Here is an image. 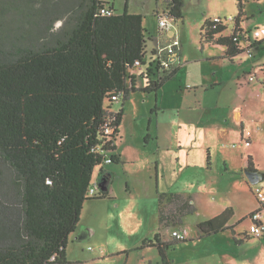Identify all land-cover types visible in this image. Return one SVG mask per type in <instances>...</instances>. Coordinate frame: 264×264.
<instances>
[{"label": "trees", "instance_id": "trees-1", "mask_svg": "<svg viewBox=\"0 0 264 264\" xmlns=\"http://www.w3.org/2000/svg\"><path fill=\"white\" fill-rule=\"evenodd\" d=\"M60 1L48 0V5ZM25 2L35 14L34 26L42 31L33 42L27 34L3 31L5 10L0 0V264H67L70 236L79 225L85 202L109 196L114 173L104 166L106 157L120 161V153L114 151L124 108L113 110L111 104L125 103L134 91H158L178 73L180 64L176 61L164 68L158 46L146 62L151 36L143 15L128 8L117 13L103 0H66L61 13L69 11L75 22L48 38L49 25L43 22L49 17L60 21L61 13L38 20L47 0ZM238 4L230 34H225L228 23L211 18L203 28L202 39L226 46L228 58L245 51L243 39L252 33L240 24L245 5L243 0ZM183 5V0H168L166 9L157 10V15L182 18ZM107 8L113 13L102 11ZM236 36L242 40H235ZM180 47H176L179 59ZM138 67L145 83L142 87L136 85ZM119 91L123 95L115 99ZM248 168L255 169L252 156ZM94 186L101 190L91 195ZM253 193L256 196L254 189ZM256 199L264 208V202ZM166 201L178 206L179 215L172 224L182 223L184 216L197 211L192 197L179 192L161 193L160 206ZM257 210L262 212L258 207L252 213ZM233 215V208L227 207L199 222L198 228L207 235L219 233L229 228ZM165 219L160 207L161 223ZM187 240L185 235L164 241L156 233L141 246L157 247L160 264H174L170 247Z\"/></svg>", "mask_w": 264, "mask_h": 264}, {"label": "rangeland", "instance_id": "rangeland-1", "mask_svg": "<svg viewBox=\"0 0 264 264\" xmlns=\"http://www.w3.org/2000/svg\"><path fill=\"white\" fill-rule=\"evenodd\" d=\"M54 1L56 2V0ZM103 1L113 5L117 13L128 8L131 13L143 15V25L147 30V35L151 36L147 44L146 62L150 60L153 48L161 45L168 46L174 38L179 40L183 53L180 56L181 61L178 60L177 64H180L181 67L178 74L160 90L159 105L167 107V111L177 107L189 105L198 107L199 105L200 107L191 112L194 117L192 118L197 120L199 116L202 117V123L198 127L202 130L205 126L203 122L208 116L213 117L212 123L217 126H215L216 130H211L208 133L212 136L209 145L212 144L213 147L220 145L219 148L222 146L218 142L224 138L221 137L220 131L229 125L225 117L232 116L229 126L238 125V132L242 133V123L235 121L234 117L235 108L240 109L244 114L246 139L237 144V139L232 136V139H235V146L232 145L234 141L231 139L229 142H225L229 144L227 147L236 151L242 149L238 145L244 146L240 153L237 151L238 157L232 156L231 159L233 163L239 164L241 153L246 158L245 152L249 151L255 157L258 165L264 169V88L261 83L264 81V65L258 69L263 73H259L256 67L257 63H262L261 61L264 60V37L262 38L263 44L259 49L255 47L252 50V55H249V51L246 50L236 55L234 61L224 59L225 50L220 44L206 41L205 38L202 39L203 28L210 18L225 19L237 16L239 0H183L184 16L176 19H172L170 15L162 17L157 15V10L163 12L166 9L168 0ZM243 2L245 5V16L243 17L247 20L245 26L247 28L252 26V33L249 34L255 38L254 32L264 27V0H243ZM65 3L66 0H62L58 4L48 5L47 0V4L42 6V10L39 11L42 15H37V19L63 12ZM25 4V0H15V2L1 0V8L5 10L2 15L3 31H8L11 34H27L29 35L28 41L33 42L42 31L38 26H34L37 24L34 21L35 14L31 13L28 9L29 6ZM57 17L63 19L52 22L54 18L49 17L43 22L45 25H49L46 33L48 38L63 29L71 28L75 22L73 14L69 11L61 13ZM161 18L168 22V27L160 28ZM70 20L71 22H69ZM234 24V21H228L225 34L232 32ZM55 37L56 35L53 38ZM43 38L44 36L39 40H43ZM253 66L255 67L252 68ZM251 70L254 73L257 71L260 77L257 78L255 75L254 78H249ZM136 72H141V69ZM143 81L139 75L138 84H144ZM204 81L206 85L202 86ZM213 81H217V83L210 86ZM156 104L157 99L154 93L142 91L132 93L125 103L124 100H119L111 104L115 110L124 108L117 144L125 163L113 161L104 164L109 167H113V163L114 165L119 164L112 168V170L116 168L118 171H113L115 176L112 181L116 199L93 198L85 202L78 231L70 236L67 254L70 262L67 264H148L149 260H153L155 263L157 260H161L157 247L145 248L143 253L141 250L132 251L129 258L128 253H117L115 249L133 247L145 236H152L153 233L150 230L156 229L157 231L158 228V230L164 231L166 226L174 229L173 231L189 233V237L193 238L195 236L193 231H196L198 221L205 220L215 214L214 212L219 209L221 204H229L232 201L235 202L236 217L248 212L253 206L260 207L264 215V208L261 207L254 193L250 191V187L244 190L238 198L229 193L226 187H223L224 179L221 175L229 177L231 173L224 170L221 157L216 154V149L213 148V174L206 173L205 170L200 169L201 167H195V170L198 175L209 176L206 179L209 185L212 181L219 184L205 189L206 194L201 195L197 202V211L184 216L183 222L180 224H172L177 218L176 216L179 215L177 203L166 201L161 204L160 207H162L166 219L160 225L158 215L160 192L179 189L176 182L177 180L182 182V179L165 171L159 177L161 184L158 187L155 172L157 152L162 157L165 156V152L158 151L156 143L148 136L150 132H156V115L155 111H152ZM206 106L211 114L201 112ZM185 113L186 111L181 113L180 117L185 119ZM151 118H153L152 129H149ZM241 136L242 134L238 138L239 140L242 139ZM250 136L251 140L248 138ZM151 155L153 159H150ZM217 155L219 156L218 160ZM205 160L208 161L207 155ZM150 167L153 178L149 177ZM258 184L264 188V179ZM128 185L130 189L125 195ZM99 190H101L100 187ZM155 216H157L156 219ZM250 223L251 219L247 216L236 223L237 227L235 228L229 227L217 234L203 236L194 243L188 240V243L182 244L183 241L173 245L169 249V254L173 258L174 264H264V236L259 238L250 233ZM80 234L84 237L78 239L76 236ZM144 255H146L145 258ZM77 258H80V261Z\"/></svg>", "mask_w": 264, "mask_h": 264}, {"label": "crops", "instance_id": "crops-1", "mask_svg": "<svg viewBox=\"0 0 264 264\" xmlns=\"http://www.w3.org/2000/svg\"><path fill=\"white\" fill-rule=\"evenodd\" d=\"M246 21L247 20L245 19V17H242V19L240 20L241 26L245 29H250V30L253 29L252 26H249L248 28L245 26ZM262 44H263V40L260 43H258V46H256V48L259 49ZM220 45L224 48V50L227 49L226 46H224L222 44H220ZM236 57L237 56H235L233 58H228L226 56V54L224 53V59L234 61ZM254 60H256V59H254ZM179 61H181V59H179ZM261 62L262 63H257V61H256L257 70L260 68L261 65H264V60H262ZM180 67H181V65H180ZM254 67L255 66H253L252 68H254ZM140 69L141 68L138 67L135 70L137 71ZM258 72L263 73L264 71L262 72V70L261 71L258 70ZM258 72L255 71L257 78L260 77ZM139 73L136 72L137 75ZM251 73H254V71L251 70V72L249 74H251ZM138 78H139V75L137 77V84L136 85H139L138 84ZM166 83L156 92H146L143 90H139V91H142L145 93H154L156 95V99H157L156 107L154 108V110L152 109V111H155L154 113L156 115L155 116L156 117V124H155L156 132L155 131L153 133L150 132L148 134V136H149V138H151L156 143V145L158 147V151L165 152L164 157L159 155V153L157 152L155 172H156V177L158 180L157 181L158 187L161 184L159 177L162 175V173L165 171L171 172V174H175L178 177V179H179V177H181L182 182L180 180L178 182V180H177L176 183H178L179 189L171 190L169 192H179L185 196H191L193 203L197 206V202H199L200 196L206 194L205 189H207V188L210 189L211 187H213V185L219 184L218 182L216 183L215 181H212L210 178V180L212 182L209 185V183H207V180H206L209 178V176L198 175L196 173V170H195V167H198V168L201 167L200 169L205 170L206 173H209L210 175L213 174V169H214V167H213V164H214V162H213V160H214L213 150L214 149L213 148H215L216 154H219L221 157V162L223 163L224 170L231 173L229 177H224V175H221V177H223V179H224L222 181L223 187L224 188L226 187L228 189V192L233 194V196L236 198H238V196L241 193H243L244 190L249 189V187L251 189L250 191L253 192L255 184L250 183V181L248 180V178L244 172V170L246 168H248L249 156H252V161H253V165L255 167V170H259V171H262L264 173V169L258 165L255 157L252 154H250L249 151L245 152L246 158H244L243 154L241 153V160L239 161V164L233 163L231 157L233 156V157L237 158L239 153L244 149V146L238 145V146L242 147V149L237 150L239 152V153H237V151L235 149H231L230 147H227V145H229V144L225 143L226 141L229 142L231 139L234 141V143H232V145L235 146L236 145L235 139H237V144L242 143L246 139L245 138L246 133H245V128H244V124H245L244 114L242 113V111L238 108H235L236 106L234 107L235 108V111H234L235 121L242 123V133L238 132L239 131L238 125L235 127L229 126L230 122L232 120L231 119L232 116L225 117L227 119L229 125L227 127H223L222 130L220 131L221 135H222L221 137H224V138H223V140L221 138L218 143L221 144L222 147L219 148L220 145H219V147L217 145L215 147H213L214 145H212V144L209 145L211 143V137L212 136L209 135L208 133H210L211 130H216L215 126H217V124L214 125L212 123L213 117L208 116V118H207L208 122L206 123L207 119L205 120V122H203V125H205L204 129L200 130L198 128L202 123V120H201L202 117L199 116L197 120L193 119L194 117L191 114V112L196 110L198 107H200L199 105L197 107V105H189L188 104L189 106L177 107L176 109L170 110V111H167V107H164L163 105L162 106L159 105L160 90L165 87ZM187 83H188V85H190L189 82H187ZM216 83H217V81H213L210 86H214ZM261 83H262V87L264 88V81H261ZM144 85H145V83L142 85H139V87H142ZM205 85H206L205 81L202 82V86H205ZM207 85H209V84H207ZM134 92H136V91H134ZM134 92H132V93H134ZM113 110H115V109H113ZM184 111H186V113H185L186 115L184 114L186 117L185 119H187L186 121H185L184 117H180L182 115L181 113H184ZM201 112L203 114L209 113L208 107L206 106V108H204ZM209 114H211V113H209ZM165 116H167V117H165ZM225 116H227V115H225ZM152 122H153V118H151V120H150L149 129H152ZM237 122H235V123H237ZM236 131H237V134H236ZM241 134H242V136H241L242 139L240 138V140H239L238 138L240 137ZM232 136H234L235 139H232ZM248 138H249V140H251V136ZM234 148H236V147H234ZM119 151H120V149H119V145H118V148H117V150L114 151V153H120V161H118V162H120L121 164L125 163V161L123 159L124 157L122 156V153ZM206 155L208 156L207 162L205 160ZM150 159H153L152 155L150 156ZM218 159H219V156L217 155V160ZM112 165H113V167L119 166V164L114 165V163ZM105 167H107V169L112 173H113V171L118 172V171H116L117 170L116 168H114L112 170V168H113L112 166L109 167V165H108ZM151 169L152 168L150 167L149 168V177L151 176L150 178H153V173L151 172ZM243 174H244V176H243ZM263 179H264V177H263ZM127 184H128V182H127ZM148 184H150V183H148ZM245 184H247V185H245ZM108 187H109V196H107L105 198L116 199V195L114 193V183L111 181L110 184L108 185ZM181 187H183V188H181ZM129 189H130V186L128 185L126 187L125 195L129 192ZM130 191H132V190H130ZM158 191L159 190L157 189V192ZM160 193H163V192H160ZM157 195H158V193H157ZM105 198H103V199H105ZM158 203H159V211H160V202L158 201ZM234 203L235 202L232 201L229 204L228 203L221 204L219 206V209L214 212L215 214L209 216L206 219H209L211 217L218 215L219 213L224 211L227 207H232L234 210V215L230 219L228 225H230L229 227L235 228V227H237L236 223L240 222L243 218H245L247 216L250 217V214L254 210L258 209V207L253 206L250 210H248V212H244V214H246L245 216H243L244 214H241L238 217H236L237 212H236V208H235ZM197 209H198V206H197ZM155 215H157V214H155ZM158 215L160 218V212ZM156 217L157 216H155V219H156ZM232 220H234V222H232ZM81 221L82 220H80V222ZM202 221H204V220H202ZM80 222H79V224H80ZM199 222H201V221H198L196 223V231H193L195 234V236L193 238L189 237V233L186 234L187 235L186 237L189 240H191L192 243L197 242L201 237L207 235V234H203L199 230V228H198ZM160 225H161V221H160ZM173 230L174 229H170L168 226H166V229L164 231L158 230V228H157V231H156V229L150 230V231H152L151 233H153L152 236L155 235L156 233H160V237L162 240L172 241V240H174V237L172 235ZM77 231H78V227H77L76 231L73 233H77ZM152 236H145L144 238H142V240L139 243H137L133 247L124 248V249L122 248L121 250L115 249V251L117 253H122V252L128 253L127 254L128 258L130 257L132 251L141 250V252L142 251L145 252V250H144L145 248L155 247V246H144V247L141 246L143 243V240L148 239V238L152 239L153 238ZM76 237L79 239V238L84 237V236H81V234H80ZM192 240H194V241H192ZM184 243H188V240L184 241L182 244H184ZM68 247H67V254H68ZM112 251H114V250H112ZM145 257H146V255H144V258ZM79 259L80 258H77L78 261H80ZM159 262H160V260H157V262H155V263L158 264ZM155 263L153 260H149V262H148V264H155Z\"/></svg>", "mask_w": 264, "mask_h": 264}, {"label": "built area", "instance_id": "built-area-1", "mask_svg": "<svg viewBox=\"0 0 264 264\" xmlns=\"http://www.w3.org/2000/svg\"><path fill=\"white\" fill-rule=\"evenodd\" d=\"M104 13H108L111 14L113 13V11L111 9H103L102 10ZM215 22H224V23H228V21H234V18H220V17H216L213 19ZM168 27V22L161 18L160 19V28L164 29ZM255 38L252 35H247L246 34V40L243 39L244 43H245V51H249V55H252L253 53V49L255 48V42L257 40H261L264 37V27L261 29H257L255 32ZM235 40H242L241 37L236 36ZM180 45V42L177 38H174L173 41L168 45V46H158V54L160 55L161 58V65L164 68H169L170 65H172L173 63H175L176 61L179 60L178 58V51L176 49V47H178ZM244 46V45H243ZM136 65L140 66L141 62L139 60L136 61ZM162 67V68H163ZM254 75H251L250 78H253ZM123 95V91H119L117 93L116 96H114L115 99L120 98ZM113 162L111 156H107L105 159V163H111ZM97 186L95 187H91L90 188V194L91 195H95L97 193ZM254 192L256 194V196L264 202V188L256 185L254 188ZM263 213L259 210L255 211L254 213H252L250 215V219H251V225H250V232L256 236V237H263L264 236V217H263ZM173 236H177V237H185L186 233L185 232H179L177 230L172 232Z\"/></svg>", "mask_w": 264, "mask_h": 264}, {"label": "water", "instance_id": "water-1", "mask_svg": "<svg viewBox=\"0 0 264 264\" xmlns=\"http://www.w3.org/2000/svg\"><path fill=\"white\" fill-rule=\"evenodd\" d=\"M244 172L251 184L259 183L264 177V173L259 170L246 168Z\"/></svg>", "mask_w": 264, "mask_h": 264}]
</instances>
